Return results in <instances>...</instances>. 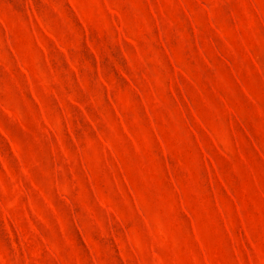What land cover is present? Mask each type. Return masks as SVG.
<instances>
[{"label": "rangeland", "instance_id": "374dc122", "mask_svg": "<svg viewBox=\"0 0 264 264\" xmlns=\"http://www.w3.org/2000/svg\"><path fill=\"white\" fill-rule=\"evenodd\" d=\"M0 264H264V0H0Z\"/></svg>", "mask_w": 264, "mask_h": 264}]
</instances>
